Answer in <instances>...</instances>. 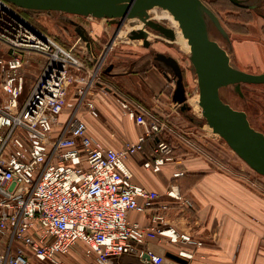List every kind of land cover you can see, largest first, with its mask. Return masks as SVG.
I'll list each match as a JSON object with an SVG mask.
<instances>
[{
	"label": "built area",
	"instance_id": "2783aa9c",
	"mask_svg": "<svg viewBox=\"0 0 264 264\" xmlns=\"http://www.w3.org/2000/svg\"><path fill=\"white\" fill-rule=\"evenodd\" d=\"M33 55L41 61L28 88ZM87 67L86 59L33 24L20 7L0 0V264H65L62 256L79 243L85 244L88 256H95L96 264H119L113 258L123 255L161 264L165 256L148 246V240L203 245L167 223V205L148 225L128 217L130 211L153 207L159 193L132 181L126 159L143 150L147 137L176 133L165 118L107 86L124 115L143 126L136 140L107 147L93 139L76 112L61 121L73 84L79 105L99 115L89 90L101 81L99 76L85 80ZM156 150L160 155L146 160L145 167L159 170L173 158V146L166 141ZM167 194L192 206L174 185ZM194 250L178 255L192 258Z\"/></svg>",
	"mask_w": 264,
	"mask_h": 264
},
{
	"label": "crops",
	"instance_id": "0c3cea01",
	"mask_svg": "<svg viewBox=\"0 0 264 264\" xmlns=\"http://www.w3.org/2000/svg\"><path fill=\"white\" fill-rule=\"evenodd\" d=\"M245 24L251 32L258 31V26L259 31L263 27L257 17ZM89 33L97 40L103 35V26L92 22ZM237 46L242 53L255 56L258 67H261L258 72H264V38L262 42L245 41L239 42ZM157 61L154 55H143L133 61L131 70L128 62L116 61V64L109 66L107 79L97 77L101 81L97 89L105 85L112 90L130 94L158 117L165 118L176 131L147 137L143 150L126 159L132 172V181L159 193L153 207L145 212L130 211L128 217L148 225L151 216L161 212L162 206L167 205L164 210L167 223L203 241L201 247L193 248L191 244L173 243L168 238L162 241L148 240V246L165 256L161 264H183L166 253L179 254L180 250L194 249V256L185 258L186 264H264V180L261 181L263 183L259 181L258 186L241 180L237 166L231 159L227 163L223 162L229 169L221 167L219 146L214 142L216 138L208 132L201 118L189 114L190 108L184 110L180 103L173 100L175 81L164 74ZM97 89L89 90V95L99 110L98 116L91 115L88 109L78 105L75 89L74 92H68L65 110L73 95L75 107L72 112L64 110V118L76 112L87 122L93 139L107 147L119 148L126 140H136L143 133V126L124 115L113 92ZM183 138H188L203 151L193 148ZM161 141L173 146V158L164 162L159 170L145 167L146 160H153L160 155L156 148ZM176 172L183 173L176 176ZM173 185L192 206L167 194ZM140 201L143 202V199ZM62 259L65 264H96L95 256L86 254L83 243L74 246ZM113 261L119 264H143L131 255L115 257Z\"/></svg>",
	"mask_w": 264,
	"mask_h": 264
},
{
	"label": "water",
	"instance_id": "95a60500",
	"mask_svg": "<svg viewBox=\"0 0 264 264\" xmlns=\"http://www.w3.org/2000/svg\"><path fill=\"white\" fill-rule=\"evenodd\" d=\"M29 11H62L65 13L108 18L120 25L125 20H139L140 28L129 33L132 39H143L149 45L151 27L168 39L174 40L175 30L151 18L149 9H167L178 21L184 37L190 45V61L197 75L199 99L203 116L215 133L222 136L230 147L244 159L250 167L264 175V133L253 127L247 112L234 108L224 101L220 91L233 85L242 93V83H264V72L254 73L236 67L227 50L211 38L210 27L216 26L219 32L229 39V33L222 25L216 12L204 0H8ZM236 5H246L245 0H231ZM77 24V22H74ZM83 40L90 42L88 34L81 26L76 28ZM116 35V34H115ZM91 48L90 43L88 44ZM155 58L171 67L175 89L173 100L182 109H188L187 91L183 81L184 73L179 61L174 57L158 52ZM109 69V68H108ZM169 70L164 74L170 79ZM166 255L186 264L187 259L173 253Z\"/></svg>",
	"mask_w": 264,
	"mask_h": 264
},
{
	"label": "rangeland",
	"instance_id": "374dc122",
	"mask_svg": "<svg viewBox=\"0 0 264 264\" xmlns=\"http://www.w3.org/2000/svg\"><path fill=\"white\" fill-rule=\"evenodd\" d=\"M218 15L222 25L229 33V39L222 35L219 30L212 24L210 27V35L213 39L217 40L229 53L231 62L238 68H246L249 71H259L261 67H258V62L255 56H249L242 53L239 50L237 44L239 42L251 43L261 41L264 38V20L258 17L260 24L263 25L261 30L251 32L246 26V21L254 19L252 10L246 7H240L234 4L231 0H204ZM262 6L259 9L264 12V0ZM23 15L30 20L33 24L39 27L48 35L54 37L56 41L65 45L67 48L72 49L79 57L86 59L88 70L82 72L86 77L99 76L102 79H107L108 68L110 65H114L117 62H128L129 70L133 69V61L140 59L143 55L151 54L155 55L156 52H162L170 56H174L178 59L183 73V81L187 91V104L190 106L189 114L195 118H201L208 132L213 135L215 144L219 146V152L222 162H228V159L235 163L237 166V174L241 180L250 183L253 186H258L259 181L264 180V175L258 173L248 163L242 159L226 142V140L215 133L213 129L206 122L205 117L202 114L201 107L193 104L191 97L198 96V80L197 75L192 68L189 55L186 50H180V47L175 44L171 39L166 38L158 31L151 27H147L150 32L149 45L144 44L143 39H132L129 37L130 30L140 28L142 25L139 20H125L120 25L117 22H112L108 18H97L94 16H84L65 13L62 11H26L21 10ZM151 18L160 21L163 24H167V19L156 18L151 15ZM74 21L77 24H74ZM104 21V22H103ZM98 23L103 26V35L97 40H94L90 33L91 23ZM82 26L85 32L90 38V42H86L82 39L76 28ZM116 34V35H115ZM90 43L91 48L89 49L88 44ZM93 54L94 57H90L88 54ZM262 51H260V54ZM37 56L33 55L28 65V88L29 85L34 81L35 75L39 70ZM162 70H169L168 74L173 77L174 74L171 67H168L165 63L157 61L156 63ZM257 65V67L255 66ZM244 70V69H243ZM90 71V72H89ZM247 71V70H245ZM158 72V71H155ZM99 84L96 83L91 87V90H96ZM176 83L174 84V86ZM242 93L240 94L235 90L233 85L223 87L220 91L224 101L230 103L234 108L241 109L247 112L248 119L253 127L264 133V83H242ZM100 91L106 90L105 86L100 85L98 88ZM97 89V90H98ZM71 92L75 90V84L70 86ZM73 95V94H72ZM74 96V95H73ZM69 98V104L65 112H72L75 107V97ZM79 105V103H78ZM77 105V106H78ZM200 108V110H199ZM72 115V114H71ZM70 115V116H71ZM70 116L64 118V114L61 121L68 119ZM213 142V141H212ZM209 147H212L211 145ZM243 169L242 171H239ZM250 174H253L252 177ZM258 180H256V179ZM263 183V182H261ZM258 188V187H256ZM259 189V188H258ZM45 264H49L46 263Z\"/></svg>",
	"mask_w": 264,
	"mask_h": 264
},
{
	"label": "bare ground",
	"instance_id": "6f19581e",
	"mask_svg": "<svg viewBox=\"0 0 264 264\" xmlns=\"http://www.w3.org/2000/svg\"><path fill=\"white\" fill-rule=\"evenodd\" d=\"M149 14L155 16L156 18H162V17L166 18L168 24L175 30V33H176V37L173 41L175 42L176 45H178L180 47V50L181 49L186 50L187 54H190V45L188 44V40L184 37L178 21L174 18V16L170 13V11H168L167 9H163L162 7H152L151 9H149ZM230 59H231V57H230ZM192 99H193V101H192L193 104L197 106L198 105V96L197 95L193 96V97H191V100ZM199 110H200V108H199Z\"/></svg>",
	"mask_w": 264,
	"mask_h": 264
},
{
	"label": "flooded vegetation",
	"instance_id": "af4514ba",
	"mask_svg": "<svg viewBox=\"0 0 264 264\" xmlns=\"http://www.w3.org/2000/svg\"><path fill=\"white\" fill-rule=\"evenodd\" d=\"M245 2H246L245 3L246 5H243L242 4V5H238V6H240V7H246L247 9L252 10L253 11V14H254V18L255 17H257V18L259 17L260 19H263L264 20V12H261L259 10L261 8L262 4H263L262 3L263 0H245ZM157 53L158 52H156L154 56H156ZM160 62L164 63L163 61H160ZM247 71H249V70H247ZM249 72H253V71H249ZM254 73H261V72L254 71Z\"/></svg>",
	"mask_w": 264,
	"mask_h": 264
},
{
	"label": "trees",
	"instance_id": "16d2710c",
	"mask_svg": "<svg viewBox=\"0 0 264 264\" xmlns=\"http://www.w3.org/2000/svg\"><path fill=\"white\" fill-rule=\"evenodd\" d=\"M21 10H26V9L21 8ZM26 11H28V10H26Z\"/></svg>",
	"mask_w": 264,
	"mask_h": 264
}]
</instances>
